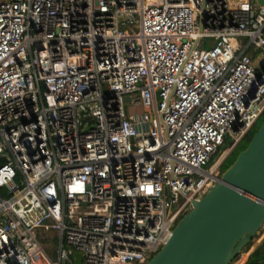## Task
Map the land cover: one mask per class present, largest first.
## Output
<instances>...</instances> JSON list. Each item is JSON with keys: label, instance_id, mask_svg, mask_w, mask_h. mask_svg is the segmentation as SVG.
I'll return each instance as SVG.
<instances>
[{"label": "built area", "instance_id": "built-area-1", "mask_svg": "<svg viewBox=\"0 0 264 264\" xmlns=\"http://www.w3.org/2000/svg\"><path fill=\"white\" fill-rule=\"evenodd\" d=\"M252 47L260 0H0V264H147L264 114Z\"/></svg>", "mask_w": 264, "mask_h": 264}, {"label": "water", "instance_id": "water-1", "mask_svg": "<svg viewBox=\"0 0 264 264\" xmlns=\"http://www.w3.org/2000/svg\"><path fill=\"white\" fill-rule=\"evenodd\" d=\"M262 228L264 119L248 146L204 196L193 200L170 239L147 264H232ZM75 258L76 264H83L81 253Z\"/></svg>", "mask_w": 264, "mask_h": 264}, {"label": "rangeland", "instance_id": "rangeland-1", "mask_svg": "<svg viewBox=\"0 0 264 264\" xmlns=\"http://www.w3.org/2000/svg\"><path fill=\"white\" fill-rule=\"evenodd\" d=\"M249 54L251 56H253V58L255 59V61L257 62V65H259L260 70L264 69V48L262 49H256L255 47H252L251 50L249 51ZM104 92L107 93L110 91L109 87L107 84H104V88H103ZM138 95L134 94V97H136ZM131 112H142V106H134V103L131 102ZM264 119V114L261 116V118L257 121V123L253 126V128L251 129L254 130L256 132V130L258 129V127L260 126V124L262 123ZM228 141L229 138L227 137L225 142L223 143V145L219 148V151L213 156V158L210 160V162L207 164V168L211 167L215 162L219 164L218 167V176H220L223 172L221 165L222 163L225 161V159L233 152V150L236 148V146L239 144H236V146H234L229 153L224 152L225 148L228 145ZM241 142V141H240ZM246 141H242V145L245 143ZM191 209V206L188 207L187 211H189ZM186 214V212L179 218L178 222L181 220V218ZM175 223L173 226L174 227L178 224ZM262 234H264V228H262V230L258 233V235L254 238V240L260 238L262 236ZM46 236L48 238V240L45 242V247L48 251V253L50 254L51 258L53 260H57V233L55 230L51 229L48 232H46ZM254 240L253 242L250 244V246L248 245L244 250L243 253L241 255H239L232 264H239L240 260L244 257L245 253L252 247L251 245L254 244ZM259 257H261V253L253 256L250 261L247 264H253L254 262H256L257 259H259Z\"/></svg>", "mask_w": 264, "mask_h": 264}, {"label": "trees", "instance_id": "trees-1", "mask_svg": "<svg viewBox=\"0 0 264 264\" xmlns=\"http://www.w3.org/2000/svg\"><path fill=\"white\" fill-rule=\"evenodd\" d=\"M255 131L254 130H250L247 135L241 140V142L244 140L246 141L243 145L241 142H239V144L236 146V148L233 150V152L225 159V161L222 163L221 168L224 171L225 169H227L232 163L233 161L236 159L237 155L244 150L249 142L252 139V136L254 135ZM250 246V245H249ZM262 252V248H259L258 250H256V252L254 253V256L261 253ZM253 257V256H252ZM253 264H259L257 262H254Z\"/></svg>", "mask_w": 264, "mask_h": 264}, {"label": "crops", "instance_id": "crops-1", "mask_svg": "<svg viewBox=\"0 0 264 264\" xmlns=\"http://www.w3.org/2000/svg\"><path fill=\"white\" fill-rule=\"evenodd\" d=\"M252 247L245 253L244 257L240 260L239 264H247L252 256H254V253L259 248H262L261 257L256 260L259 264H264V254H263V247H264V234L256 240H254V244L251 245Z\"/></svg>", "mask_w": 264, "mask_h": 264}, {"label": "bare ground", "instance_id": "bare-ground-1", "mask_svg": "<svg viewBox=\"0 0 264 264\" xmlns=\"http://www.w3.org/2000/svg\"><path fill=\"white\" fill-rule=\"evenodd\" d=\"M231 144H233V142Z\"/></svg>", "mask_w": 264, "mask_h": 264}]
</instances>
